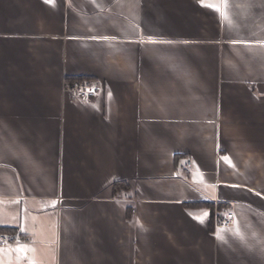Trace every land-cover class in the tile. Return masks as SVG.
<instances>
[{
  "label": "crops",
  "instance_id": "0c3cea01",
  "mask_svg": "<svg viewBox=\"0 0 264 264\" xmlns=\"http://www.w3.org/2000/svg\"><path fill=\"white\" fill-rule=\"evenodd\" d=\"M0 231V264H264V0H0Z\"/></svg>",
  "mask_w": 264,
  "mask_h": 264
},
{
  "label": "built area",
  "instance_id": "2783aa9c",
  "mask_svg": "<svg viewBox=\"0 0 264 264\" xmlns=\"http://www.w3.org/2000/svg\"><path fill=\"white\" fill-rule=\"evenodd\" d=\"M64 90L74 97L84 101H91L100 93L101 87L90 79L74 80L64 87ZM186 167H191V162L188 161ZM134 212V211H133ZM234 219V213L226 211L217 219V223L221 226H230ZM24 240L23 236L17 231H0V247L19 243Z\"/></svg>",
  "mask_w": 264,
  "mask_h": 264
},
{
  "label": "snow or ice",
  "instance_id": "6c2138e0",
  "mask_svg": "<svg viewBox=\"0 0 264 264\" xmlns=\"http://www.w3.org/2000/svg\"><path fill=\"white\" fill-rule=\"evenodd\" d=\"M49 2H51V0H49ZM208 6H210V7H214V10L219 11V7H218V6H213V5H208ZM18 250H19V251H23L22 248H20V249H18Z\"/></svg>",
  "mask_w": 264,
  "mask_h": 264
},
{
  "label": "trees",
  "instance_id": "16d2710c",
  "mask_svg": "<svg viewBox=\"0 0 264 264\" xmlns=\"http://www.w3.org/2000/svg\"><path fill=\"white\" fill-rule=\"evenodd\" d=\"M121 184H123L124 185V183L122 182Z\"/></svg>",
  "mask_w": 264,
  "mask_h": 264
}]
</instances>
